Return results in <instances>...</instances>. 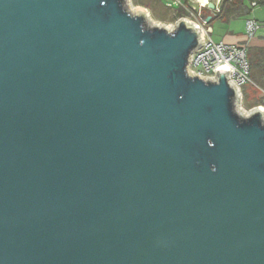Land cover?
Instances as JSON below:
<instances>
[{
  "label": "water",
  "instance_id": "obj_1",
  "mask_svg": "<svg viewBox=\"0 0 264 264\" xmlns=\"http://www.w3.org/2000/svg\"><path fill=\"white\" fill-rule=\"evenodd\" d=\"M203 42L129 0H0V264H264V109L189 71Z\"/></svg>",
  "mask_w": 264,
  "mask_h": 264
},
{
  "label": "crops",
  "instance_id": "obj_2",
  "mask_svg": "<svg viewBox=\"0 0 264 264\" xmlns=\"http://www.w3.org/2000/svg\"><path fill=\"white\" fill-rule=\"evenodd\" d=\"M180 1L184 5L198 8L201 7L202 17L205 21L208 17H211L207 28L211 29L209 35L215 42L242 45L245 43L246 21L253 19L260 24V30L255 38L250 41L248 48L251 65V78L254 85L245 87L243 96L251 100L252 105L262 103V106L258 107L264 109V0H236V6L233 8L229 7L230 3H225L222 6L223 0H206L204 3L201 1L199 2V0ZM254 2L257 3L256 6H253ZM210 3H214L216 7L215 11L208 8ZM158 4L162 5L167 10L174 12L182 9L174 4V0H152L153 8ZM186 17L187 13L185 12L184 18ZM250 90L257 91L258 95L256 99H250L247 93Z\"/></svg>",
  "mask_w": 264,
  "mask_h": 264
},
{
  "label": "built area",
  "instance_id": "obj_3",
  "mask_svg": "<svg viewBox=\"0 0 264 264\" xmlns=\"http://www.w3.org/2000/svg\"><path fill=\"white\" fill-rule=\"evenodd\" d=\"M174 4L184 9L187 17L184 18L195 24L201 31L204 42L198 50L191 55L189 71L202 78L217 79L218 67L230 68L228 78L244 98V88L254 85L251 78V65L249 61V43L255 38L260 30V24L253 19H249L245 24V43L235 45L226 42H215L210 37V30L202 17L201 7L184 5L180 0H174ZM257 3L254 2L253 6ZM171 6V5H170ZM264 96V92H263Z\"/></svg>",
  "mask_w": 264,
  "mask_h": 264
},
{
  "label": "rangeland",
  "instance_id": "obj_4",
  "mask_svg": "<svg viewBox=\"0 0 264 264\" xmlns=\"http://www.w3.org/2000/svg\"><path fill=\"white\" fill-rule=\"evenodd\" d=\"M129 4L132 8H142V9L146 10L150 16V20L155 24H159L161 26H167V27L168 26L174 27L175 24L179 21L178 20L176 22H173L172 19L174 17L175 12L167 10L166 8H164L160 4L156 5L155 8H151V9H148L146 7H143V6H135L133 3V0H129ZM247 93H248V96L250 97V99H252V100L256 99V97L258 95L257 91H254V90H250ZM250 105H252L251 100H249V99L245 100L244 98L240 99L239 109H241L242 112H244L245 114H248V113H250V111L253 110V109L252 110L247 109V106H250Z\"/></svg>",
  "mask_w": 264,
  "mask_h": 264
},
{
  "label": "trees",
  "instance_id": "obj_5",
  "mask_svg": "<svg viewBox=\"0 0 264 264\" xmlns=\"http://www.w3.org/2000/svg\"><path fill=\"white\" fill-rule=\"evenodd\" d=\"M236 0H223L222 2V6L226 3H230V6L229 7H235L236 6ZM241 1V0H239ZM235 2V3H234ZM133 3L135 6H143V7H146L148 9H151L153 8V5H152V0H133ZM185 17V11L183 9H180V10H177L175 13H174V17L172 19L173 22H176L178 21L179 19L181 18H184ZM244 99L247 100V98L244 96ZM258 106H262V103H257L255 105H250V106H247V109L248 110H252L253 108L255 107H258Z\"/></svg>",
  "mask_w": 264,
  "mask_h": 264
},
{
  "label": "bare ground",
  "instance_id": "obj_6",
  "mask_svg": "<svg viewBox=\"0 0 264 264\" xmlns=\"http://www.w3.org/2000/svg\"><path fill=\"white\" fill-rule=\"evenodd\" d=\"M200 1H201L202 3H204L206 0H199V2H200ZM206 3H207V2H206Z\"/></svg>",
  "mask_w": 264,
  "mask_h": 264
}]
</instances>
